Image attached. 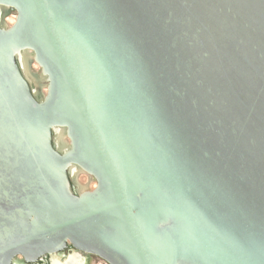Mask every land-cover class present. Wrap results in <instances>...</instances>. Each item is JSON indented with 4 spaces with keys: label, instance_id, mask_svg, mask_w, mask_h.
Returning <instances> with one entry per match:
<instances>
[{
    "label": "water",
    "instance_id": "1",
    "mask_svg": "<svg viewBox=\"0 0 264 264\" xmlns=\"http://www.w3.org/2000/svg\"><path fill=\"white\" fill-rule=\"evenodd\" d=\"M67 245L264 264V0H0V264Z\"/></svg>",
    "mask_w": 264,
    "mask_h": 264
},
{
    "label": "flooded vegetation",
    "instance_id": "2",
    "mask_svg": "<svg viewBox=\"0 0 264 264\" xmlns=\"http://www.w3.org/2000/svg\"><path fill=\"white\" fill-rule=\"evenodd\" d=\"M96 260L102 261L96 256L84 252H80L71 245H67V248L52 256L46 255L40 258L37 262L28 263L21 256H16L11 261V264H91L94 261V264H101L95 262ZM103 264H105L102 261Z\"/></svg>",
    "mask_w": 264,
    "mask_h": 264
},
{
    "label": "bare ground",
    "instance_id": "3",
    "mask_svg": "<svg viewBox=\"0 0 264 264\" xmlns=\"http://www.w3.org/2000/svg\"><path fill=\"white\" fill-rule=\"evenodd\" d=\"M14 21H15V16H7L6 18H5V24L7 25V26H11L13 23H14ZM32 70L34 71V73H39V67L35 64V63H33L32 64ZM41 93H46V89L45 88H42L41 89ZM75 173H72V175H73V180L75 179V175L78 173L79 175H80V173H81V176H84V177H87V178H90L88 175H86L85 173H83V172H81V171H74ZM82 178V177H81ZM85 179V178H84ZM75 181H76V179H75ZM78 186H79V188L81 187V185H79V184H81V181L79 180V177H78V180H77V183H76ZM95 185H93V187H94ZM82 189V188H81Z\"/></svg>",
    "mask_w": 264,
    "mask_h": 264
},
{
    "label": "rangeland",
    "instance_id": "4",
    "mask_svg": "<svg viewBox=\"0 0 264 264\" xmlns=\"http://www.w3.org/2000/svg\"><path fill=\"white\" fill-rule=\"evenodd\" d=\"M7 16H15V13L14 12H8L7 15H6V17ZM78 177H79V180L81 181V184H79V185H81L80 188H83L84 189V187L86 186L88 189H92L93 188V185H95V182L93 181V179L87 178V177H84V176H81V173H80V175L78 173L75 175V179H76V181L74 179V182L75 183H77ZM92 262L93 263H91V264H94V261H92ZM95 262L103 264L102 261H99V260H96Z\"/></svg>",
    "mask_w": 264,
    "mask_h": 264
}]
</instances>
